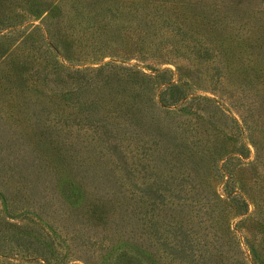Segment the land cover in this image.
<instances>
[{"label": "trees", "instance_id": "trees-1", "mask_svg": "<svg viewBox=\"0 0 264 264\" xmlns=\"http://www.w3.org/2000/svg\"><path fill=\"white\" fill-rule=\"evenodd\" d=\"M244 6L0 0V141L13 113L35 136L0 145V264H264V14L240 32Z\"/></svg>", "mask_w": 264, "mask_h": 264}, {"label": "rangeland", "instance_id": "rangeland-1", "mask_svg": "<svg viewBox=\"0 0 264 264\" xmlns=\"http://www.w3.org/2000/svg\"><path fill=\"white\" fill-rule=\"evenodd\" d=\"M241 1L245 6L242 10L239 11V13L237 15V21H236L237 24L236 25H240V29H239L240 32L242 31V32H247L250 34V26L252 25V21L256 18L255 15H258V13H259V12H257V10H255V7L263 8V11L261 12V14H264V0H241ZM36 21H38V19ZM28 28L29 27H27V26L22 27L19 31L16 32V36L17 35H24ZM230 30H232V29L230 28ZM235 30H236V28H233L232 31H235ZM163 66L170 68V70L173 71V74L174 75L176 74V67H175L174 63H172V62L165 63ZM205 84H203L201 86H196L194 83H192L191 88L192 89L195 88V91H197V92L207 93L208 91L206 92V90H204V89H207V86ZM6 90L9 91V88ZM3 92L4 91H0V110H1V104L4 105L3 109H9L10 107L12 109H15L16 105H13L14 104V98L11 96L7 97V95L4 98ZM2 99H4L5 102ZM232 109H233L234 115L237 117H239L240 112L242 113L241 115H246V114L248 115V113L250 114V111L246 110V106H243V105H236ZM12 116H13V118H11V119L9 118L10 120L7 121L8 124H6L7 125L6 128L2 127L1 132L5 133V135L1 139L0 145L3 147L2 142L4 144H10L6 140L9 137H15L16 138V141H15L16 146L23 141H24L23 145H25L28 141L29 136L31 138L29 143H31L33 141V138L35 137V136H32V132H31L32 131V124L28 123V120L26 119V117H25L26 121H24L23 113H19V114L13 113ZM247 117L250 118V115ZM26 124H27V126H26ZM8 125H10V130L8 128ZM29 126H31V130H30ZM37 126H39V125L37 124ZM26 127H27V129H26ZM41 127H42V125H41ZM248 147L250 150V155L245 160L251 161L252 158L254 157V148L251 144L248 145ZM7 151L8 150H3V152H7ZM250 168H252L254 170L253 167H250V166L247 167L248 174H250V170H251ZM13 186H14V184L0 181V187H2L3 189L4 188H11ZM114 244H115V242H114Z\"/></svg>", "mask_w": 264, "mask_h": 264}]
</instances>
